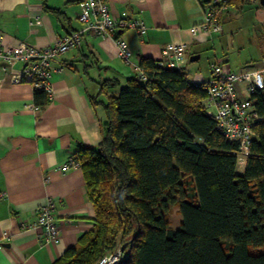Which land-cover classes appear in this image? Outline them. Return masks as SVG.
Here are the masks:
<instances>
[{"label": "trees", "instance_id": "16d2710c", "mask_svg": "<svg viewBox=\"0 0 264 264\" xmlns=\"http://www.w3.org/2000/svg\"><path fill=\"white\" fill-rule=\"evenodd\" d=\"M250 0H231L232 4ZM147 77L129 78L117 96L101 84L106 121L98 149L78 147L93 229L54 264H99L127 244L117 264H264V95L253 96L263 118L254 128L246 167L206 110L207 92L184 69L140 58ZM35 104L46 94L35 90ZM193 184L188 198L185 181ZM182 216L172 229L169 214Z\"/></svg>", "mask_w": 264, "mask_h": 264}, {"label": "crops", "instance_id": "0c3cea01", "mask_svg": "<svg viewBox=\"0 0 264 264\" xmlns=\"http://www.w3.org/2000/svg\"><path fill=\"white\" fill-rule=\"evenodd\" d=\"M81 1L0 0V46L23 42L42 49L80 30ZM106 2L112 19L138 18L148 28L143 36L131 30L117 34L133 52L130 64L119 58L113 38L101 39L89 31L81 47L52 62L63 72H52L53 95L46 96L42 107L35 104L32 85L13 84L0 69V264H54L93 229L95 211L82 169L62 173L60 167L76 157L78 147L98 149L106 113L91 98L101 95L102 83L116 81L117 88L108 91L117 96L136 75L140 58L161 61L163 50L173 43L188 47L181 64L186 73L191 57L201 59L204 51H210L209 73L200 72L191 82L211 80L214 53L236 73L264 59V7L259 0L232 4L221 17L222 32L213 37L191 31L203 23L210 0ZM22 67L15 64L13 73ZM236 88L238 97L246 99L245 86ZM245 167L246 161L240 174ZM48 201L56 204L59 230L52 242H46L41 231L20 227L22 221L34 222L36 211Z\"/></svg>", "mask_w": 264, "mask_h": 264}, {"label": "built area", "instance_id": "2783aa9c", "mask_svg": "<svg viewBox=\"0 0 264 264\" xmlns=\"http://www.w3.org/2000/svg\"><path fill=\"white\" fill-rule=\"evenodd\" d=\"M231 0H210L209 8L202 24L191 29L192 33H207L211 37L222 32L221 17L230 7ZM79 21L82 28L57 39L46 48H36L25 43L2 48L0 46V69L4 76L13 84L29 83L35 90L43 91L48 98H52V72L61 73L63 67H53L52 62L66 53L81 47L84 35L91 31L101 39L113 38L118 49L119 58L126 64L131 63L133 52L128 44L117 34L131 30L143 36L148 28L138 18L116 21L111 18L106 0H82L80 2ZM188 47L184 43H173L163 50L159 66L169 69H182ZM211 64L212 78L209 82H192L207 92L206 110L208 115L216 121V128L229 143L239 144V166L242 167L249 155V147L254 138V128L262 123L263 118L254 108L253 96L264 91V59L259 63L247 67L241 72H232L230 68L220 62L217 54ZM23 65L18 73H13V66ZM136 74L141 81H146L144 72L137 67ZM245 86L246 99L238 97L237 85ZM81 168V163L75 158H69L60 167L62 173L70 169ZM47 181V179H46ZM56 204L48 201L36 211L34 222L22 221V231H41L46 242L55 241L59 230L55 224L54 211ZM1 247V245H0ZM120 249L113 254L103 257L99 264H117L120 261Z\"/></svg>", "mask_w": 264, "mask_h": 264}, {"label": "rangeland", "instance_id": "374dc122", "mask_svg": "<svg viewBox=\"0 0 264 264\" xmlns=\"http://www.w3.org/2000/svg\"><path fill=\"white\" fill-rule=\"evenodd\" d=\"M212 56H213V52H212ZM210 60H211V54L210 51L207 50L202 53L201 59H199L196 62L189 63L190 69L189 72H187L188 78L191 79L192 76H196L200 72H204L206 74L209 73ZM241 168L242 167L239 166L238 173H241L240 172ZM184 185L186 187L188 198L192 199L195 196L192 182L189 179H187ZM181 220H182V216L178 213L177 207H173L169 214V222L171 228L172 229L179 228ZM117 250H119V248Z\"/></svg>", "mask_w": 264, "mask_h": 264}, {"label": "water", "instance_id": "95a60500", "mask_svg": "<svg viewBox=\"0 0 264 264\" xmlns=\"http://www.w3.org/2000/svg\"><path fill=\"white\" fill-rule=\"evenodd\" d=\"M260 5L264 7V0H259ZM200 58V55H196L190 58V62H196L198 61ZM127 244L123 245V247L120 249V253L124 250V248L126 247Z\"/></svg>", "mask_w": 264, "mask_h": 264}]
</instances>
